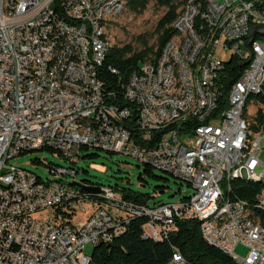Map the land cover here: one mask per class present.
Returning <instances> with one entry per match:
<instances>
[{
	"label": "built area",
	"instance_id": "obj_1",
	"mask_svg": "<svg viewBox=\"0 0 264 264\" xmlns=\"http://www.w3.org/2000/svg\"><path fill=\"white\" fill-rule=\"evenodd\" d=\"M183 2L174 35L131 72L118 101L99 75L106 44L96 11L108 0H0V264H90L85 245L111 240L136 216L147 217L143 236L154 240L174 231L177 219L195 218L208 243L240 264H264V225L253 207L227 195L233 171L264 175L262 137L253 134L264 124L256 118L264 115V0H215L221 14H209L206 0ZM116 12L123 8L111 10L113 19ZM206 36L214 48H205ZM234 53L245 55L246 67L224 96L220 57ZM174 58L191 73L188 85L170 91ZM135 134L152 146L135 145ZM83 147L151 160L192 193L151 205L133 204L109 185L84 193L65 180L78 173ZM45 148L68 162L55 164L53 179L10 162ZM256 200L264 210V185ZM83 201L91 211L74 222ZM238 245L245 255L234 252ZM172 264L186 261L178 252Z\"/></svg>",
	"mask_w": 264,
	"mask_h": 264
},
{
	"label": "trees",
	"instance_id": "obj_2",
	"mask_svg": "<svg viewBox=\"0 0 264 264\" xmlns=\"http://www.w3.org/2000/svg\"><path fill=\"white\" fill-rule=\"evenodd\" d=\"M149 1L125 0L124 9L126 8L134 14H141L147 8ZM155 4L158 7L165 8V11L156 23L154 41L149 44L147 39L141 36L140 39L143 45L140 49L134 48L130 43L122 46L112 43L99 68V75L105 89L114 91L117 94L118 101L121 100L131 72L144 60L156 57L165 43L174 35L175 30L172 23L176 20L184 6L183 0H155ZM111 22L109 21V23ZM224 65L223 71H226L227 75L225 79H219V81L223 85V94L226 96L229 87L237 80L246 64L241 62L237 55H231ZM257 98L260 99L261 97L257 96ZM263 99L262 97L261 100L263 101ZM263 117V113L259 111L256 118L262 120ZM189 124L190 122H187V129L190 128ZM253 128L257 129L255 126ZM135 137L138 136L135 134ZM146 143H148L146 144L147 146H152V139ZM87 149L88 147L82 148V150ZM42 150L55 153V151L48 148ZM106 152L108 154L114 153L110 151ZM98 156L97 152H86L81 157L83 159H94ZM32 162L35 164L42 163L38 158L32 159ZM47 165L51 172L55 164L48 163ZM137 166L139 167V165ZM153 169L151 165L142 164V169L137 176L140 185L145 186L147 184L146 177H153L161 180L163 183H168L169 178L155 175ZM81 171L86 172V170ZM83 183L102 185L88 180L83 181ZM179 184H182V182ZM263 185L264 182L261 181L235 178L231 181V187L227 191V195L232 200H243L253 207L259 220L264 225V210H259L255 207L257 202L256 194ZM111 187L118 191L123 199L133 204L151 205L162 202L151 201L153 195L149 193L140 192L128 187H120L117 184ZM166 187L165 185H159L157 186V190L162 193ZM146 221L147 217L145 216L133 217L120 234L112 237L109 241H101L96 244L90 256V264H169L174 251H178L182 255L186 264H238L226 252L208 243L203 238L200 231V222L195 218L177 219L176 229L169 232L165 238L160 240L143 236L142 226Z\"/></svg>",
	"mask_w": 264,
	"mask_h": 264
},
{
	"label": "rangeland",
	"instance_id": "obj_3",
	"mask_svg": "<svg viewBox=\"0 0 264 264\" xmlns=\"http://www.w3.org/2000/svg\"><path fill=\"white\" fill-rule=\"evenodd\" d=\"M164 11L165 8L158 7L155 4V0H150L147 8L141 14H134L125 8L122 13L116 15L111 20L112 22L107 29L111 42L121 46L130 43L134 48L140 49L143 45L140 38L144 36L148 43L151 44L154 41L156 23ZM223 57L226 58V55H223ZM254 108L255 106L251 105L249 110L253 111ZM244 118L250 122L251 115L245 113ZM257 127V131L253 134L259 133L262 137L258 158L264 164V124L260 123ZM86 152H97L99 156L94 159H83L81 156ZM79 156L77 163L73 165L78 170V173L74 178L65 177L66 181L75 179L78 182L88 180L102 185L113 186L117 184L120 187H128L133 190L149 193L153 195L151 201L173 202L183 197H188L192 193V189L185 182L158 169H153L154 174L169 178L168 183H163L161 180L153 177H146L147 184L145 186L140 185L137 176L142 169V163L132 156L119 153L108 154L106 151L96 148L81 150ZM34 158H38L42 163H33L32 159ZM10 162L35 172L44 180L54 178L49 171L48 163L64 167L68 166V162L57 153L45 150L26 152L11 159ZM261 169L262 166L259 165L256 171L259 172ZM81 170H86V172ZM180 182L182 184H179ZM159 185L167 186L164 192H158L157 186ZM83 210L85 213H83ZM90 211L91 205L87 201H83L81 205L76 206V214L73 221H81L83 215H87ZM93 248L94 245L92 243H87L84 247V253L91 255ZM234 252L237 255L243 256L246 253V249L238 245L234 248Z\"/></svg>",
	"mask_w": 264,
	"mask_h": 264
},
{
	"label": "bare ground",
	"instance_id": "obj_4",
	"mask_svg": "<svg viewBox=\"0 0 264 264\" xmlns=\"http://www.w3.org/2000/svg\"><path fill=\"white\" fill-rule=\"evenodd\" d=\"M125 0H108V3H102L100 11H96V20H95V29L99 30V37H104L106 46H103L101 55H98V63H103L106 54L108 53L112 42L108 33V27L110 26L109 21L113 19L111 15V10H118L119 8H123L124 10ZM184 10V6L182 7ZM181 10V12H182ZM206 10H209V14H221V7L215 6V0H206ZM181 12L176 18L175 21H178V18L181 17ZM122 12H116L115 16ZM114 16V17H115ZM205 48H214V36H206L205 37ZM197 54H204V46H197ZM234 55L238 56L241 62L245 63V55L242 53H234ZM231 55H226V58L223 56L220 57V65H224V63L230 58ZM187 73H191V66H184L183 70V59L174 58L172 59L171 70H170V91L179 90V85H188V76ZM259 76H264V56L263 58H259ZM101 119H108V111H101ZM135 137V145L138 146H147L146 143L150 139L142 138V135H137ZM138 138V139H137ZM142 164L151 165L153 167V162L151 160H143ZM235 178H242L252 181H261L264 182V175H251L249 171H233L231 175H227V182L231 183V181ZM78 182V181H77ZM85 184L83 182H80ZM87 186H94L88 185ZM78 187V186H77ZM80 191L81 188L78 187ZM84 192V191H83ZM86 193V192H84ZM99 242H93L95 246ZM176 256H178V251H174L172 258L169 264L175 262ZM236 263L240 264V258H232Z\"/></svg>",
	"mask_w": 264,
	"mask_h": 264
},
{
	"label": "water",
	"instance_id": "obj_5",
	"mask_svg": "<svg viewBox=\"0 0 264 264\" xmlns=\"http://www.w3.org/2000/svg\"><path fill=\"white\" fill-rule=\"evenodd\" d=\"M69 185L70 186H78L79 188H81L82 191H84L86 193H98L99 192V187L87 186L85 184H82V183L76 182V181L70 182Z\"/></svg>",
	"mask_w": 264,
	"mask_h": 264
}]
</instances>
